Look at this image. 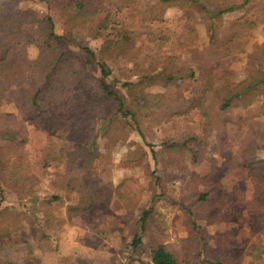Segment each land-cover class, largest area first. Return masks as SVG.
<instances>
[{
    "label": "trees",
    "instance_id": "1",
    "mask_svg": "<svg viewBox=\"0 0 264 264\" xmlns=\"http://www.w3.org/2000/svg\"><path fill=\"white\" fill-rule=\"evenodd\" d=\"M37 1L58 15L63 25L61 34L55 31L50 16L39 19L29 12L16 13V0H0V105L9 89L23 81L25 70L32 69L37 73L34 84L28 89L17 88L16 106L22 105L24 110L35 111L38 115H56L73 142L72 151L58 154L47 150L42 162L45 170L64 166L63 173L54 172L51 185L78 196L75 204L65 205L67 221L75 217L94 226L91 209L107 206L114 189L117 190L109 182L83 175L98 156L95 141L98 132L101 137L114 136L115 122L120 118L142 136L143 125H159L165 119H183L192 111L201 116L198 123L201 137L187 133L181 139H166L159 151L151 147L150 152L164 171L175 168L190 181L219 188V204L209 200L208 193L197 194L193 202L182 197L173 203L186 213L193 229L197 218L202 217L208 224L229 220L239 199V188L235 185L227 193L213 179L214 170L200 176L193 169H187L184 156L188 153L192 167L206 159L213 161L214 158L206 156L199 144L204 137L217 133V150L221 153L231 146L226 125L254 118L249 123L250 131L239 142L236 156L227 161L226 172L239 181L250 182L252 199L244 202L245 211L264 221V148L256 145L260 119L264 121V43L246 52L257 18L263 12L264 0H157L141 14L142 21L161 22L165 10L176 7L186 20L183 24L185 36L175 43L167 36L149 35L150 44L161 55L155 56L144 69L137 62L134 33L116 19L105 0ZM116 1L119 11L134 3L133 0ZM239 9L242 16L217 35L213 24L221 22L226 13ZM14 18L21 24L26 18L31 24H37L36 44L40 55L36 61L30 62L22 55L25 33L14 25ZM197 25L203 28L204 44L200 42ZM101 33L97 51L76 44L80 35L97 39ZM14 55L16 58L12 60ZM184 55L189 56V60L184 61ZM240 55H245L246 76L237 80L228 61ZM123 63H131L132 68L127 69ZM88 69L94 73L95 81L88 75ZM112 75L114 80L110 79ZM185 81L192 83L194 100L191 103L183 95L182 83ZM155 87L161 91H151ZM120 89L123 93H119ZM100 104L109 105L105 115ZM231 109H240L244 114L231 118L227 115ZM25 140L23 123L0 111V204L6 201V191L13 196L9 206L0 208V264H12L9 255L13 251L6 246L13 241L17 231L22 230L23 224L41 231L36 212L42 204L47 207L55 202L63 204L62 197L54 194L37 205L38 198L34 195L37 178L24 156ZM259 151H262V157L258 155ZM79 159L84 160L82 166L76 164ZM160 197L164 198L165 194L153 195L151 206L142 209L131 243L133 250L141 247L142 237L149 234L157 214L153 204ZM239 201L243 202L242 199ZM225 207L229 209L228 214L222 211ZM202 208L205 213L199 216ZM263 254L264 245L249 253L253 261L260 260ZM150 264L180 263L164 244L155 242L150 247ZM212 264L222 263L215 261Z\"/></svg>",
    "mask_w": 264,
    "mask_h": 264
},
{
    "label": "rangeland",
    "instance_id": "2",
    "mask_svg": "<svg viewBox=\"0 0 264 264\" xmlns=\"http://www.w3.org/2000/svg\"><path fill=\"white\" fill-rule=\"evenodd\" d=\"M133 1L132 6L121 11L116 0H105V4L115 13L116 19L134 33V45L138 51L137 62L139 67L144 69L155 56L161 55L153 49L148 36H167L176 43L185 36L183 24L186 20L178 8L170 7L165 10L161 22L144 23L141 14L147 12L157 0ZM11 4L14 5V2ZM14 11L29 12L39 19L50 16L55 31L58 34L62 33L63 25L55 11L37 0H16ZM241 16V9L226 13L221 22L213 24L214 32L220 35L223 29ZM257 19L253 37L246 47L247 53L264 43V5L263 12ZM22 21L23 24L17 20L14 22V25L25 33L21 53L28 61L33 62L40 55L36 44L39 29L37 24L29 22V18ZM197 28L200 42L204 44L203 28L200 25H197ZM102 36L103 33L97 39H92L90 36L80 35L76 39V44L89 46L97 51ZM15 58L14 55L12 60ZM183 59L189 60V56L184 55ZM123 64L122 66H126L127 69L132 68L131 63ZM244 64L245 55L228 61V67L236 72L237 80H242L246 76ZM88 71L90 78L95 81L94 73L90 69ZM36 78L37 73L32 69L25 70L23 81L9 89L0 105V111L15 116L25 126L26 140L23 152L31 172L37 178L34 193L38 198L37 205L39 201L46 200L54 194L62 197L63 204L55 202L49 207L42 204L36 212L41 231H35L24 224L22 230L17 231L13 241L6 246L13 251L9 255L12 264H150V247L155 242L164 244L175 254L180 264H212L215 261L222 264H264V254L258 261H253L249 255L251 250L264 245V221H259L245 211L244 202L252 199V186L248 180L239 181L226 172L227 161L236 156L239 142L250 131L249 123L254 118H245L226 125L227 139L231 146L221 153L217 150V133L204 137L203 142L199 144L204 148L206 156L214 158L213 161L206 159L192 167L188 153L185 154L187 169H193L200 176L209 175L214 170L213 179L227 193L235 185L239 188L237 194L239 199L235 202L233 215L227 222L208 224L201 217L196 219L195 229L192 228L186 213L173 201L184 197L188 202H193L197 194L208 193V199L219 204L220 189L214 188L211 184L190 181L187 175L181 174L175 168H167L164 171L161 164H156L153 160L150 149L152 147L159 151L164 140L181 139L187 133L201 137L199 113L192 111L183 119H165L159 125H143L142 136L131 129L125 120L119 118L115 122L114 136L101 137V132L97 133L95 141L98 145V156L83 174L88 178L109 182L113 188H117L114 189L107 206L100 205L91 209V220L95 225L90 226L75 217L67 221L65 205L75 204L78 196L76 193H67L51 185L54 172L57 170L63 173L64 166L45 170L42 165L47 150L58 154L73 150L70 136L66 135V130L62 128L56 115H38L35 111L24 110L22 105L16 106L17 88L21 86L28 89ZM110 79L114 80V76L112 75ZM182 84L183 95L187 102L191 103L194 100L191 93L192 83L185 81ZM151 91L160 92L161 89L155 87ZM119 93H123V90L120 89ZM108 107L109 105L100 104L103 115L106 114ZM237 114L243 115L244 111L231 109L227 115L236 119ZM256 145L264 148L262 119ZM258 155L262 157V151H259ZM83 162V159H79L76 164L82 166ZM161 192L165 197L158 198L153 204L157 210L154 224L150 226L149 234L142 237V246L133 250L131 243L137 231L136 221L142 209L151 206L154 201L152 196ZM5 196L6 201L0 204V208L9 206L13 201V196L7 191ZM240 199L243 200L242 203ZM222 211L229 213L227 207ZM204 213L205 210L202 208L198 215L203 216ZM25 242L27 246L24 245Z\"/></svg>",
    "mask_w": 264,
    "mask_h": 264
}]
</instances>
